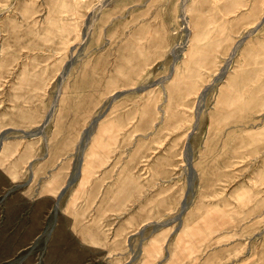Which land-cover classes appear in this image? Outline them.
<instances>
[{
	"label": "rangeland",
	"instance_id": "374dc122",
	"mask_svg": "<svg viewBox=\"0 0 264 264\" xmlns=\"http://www.w3.org/2000/svg\"><path fill=\"white\" fill-rule=\"evenodd\" d=\"M0 264H264V0H0Z\"/></svg>",
	"mask_w": 264,
	"mask_h": 264
},
{
	"label": "water",
	"instance_id": "95a60500",
	"mask_svg": "<svg viewBox=\"0 0 264 264\" xmlns=\"http://www.w3.org/2000/svg\"><path fill=\"white\" fill-rule=\"evenodd\" d=\"M147 90V88H143L141 91Z\"/></svg>",
	"mask_w": 264,
	"mask_h": 264
}]
</instances>
